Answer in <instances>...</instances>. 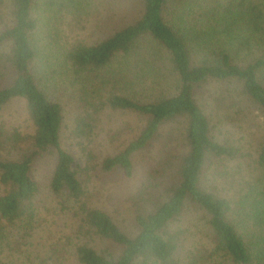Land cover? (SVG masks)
<instances>
[{
  "label": "trees",
  "instance_id": "16d2710c",
  "mask_svg": "<svg viewBox=\"0 0 264 264\" xmlns=\"http://www.w3.org/2000/svg\"><path fill=\"white\" fill-rule=\"evenodd\" d=\"M112 2L0 0V111L22 101L32 126L0 125V264H264V124L250 143L233 114L241 99L264 120V0ZM105 111L137 122L103 152ZM113 178H137L131 232L99 205Z\"/></svg>",
  "mask_w": 264,
  "mask_h": 264
},
{
  "label": "rangeland",
  "instance_id": "374dc122",
  "mask_svg": "<svg viewBox=\"0 0 264 264\" xmlns=\"http://www.w3.org/2000/svg\"><path fill=\"white\" fill-rule=\"evenodd\" d=\"M112 1H116V0H111V2ZM121 1H126V0H121ZM123 5H125V7L128 8L126 15L127 17L129 15H131V19L138 17L139 5L133 3L131 4V6H129L128 1L123 3ZM121 7H122L121 5H118L111 15H114L116 13L115 11ZM118 18L119 17L117 16L116 19H113L115 21L112 24H114L115 27H119L117 23L120 22V19ZM51 29L52 27L49 22L48 24L49 33L51 32ZM93 32L96 33L95 31ZM53 33L54 31L50 34ZM56 33L59 35L60 37L59 40L63 44L73 43L76 40V36H77L76 32H73V30L68 28L58 27L55 30V34ZM44 35L45 34L41 32L37 40L44 43V48H45V44L48 42L50 43V40L49 37H45ZM45 51L47 52L46 49ZM168 86H172L171 82L169 83ZM59 88L61 87H58L57 89L53 90L50 93V98H53L54 100H59L60 103L64 105V130L62 134V144L65 150H67L70 154L77 157L78 152L75 146V142L69 139V132L72 127L71 125L75 115V103L73 99L69 96V93L60 92ZM210 90L222 91V89L218 87H212ZM237 101L238 104L236 108L233 110V114L239 112V117H235V120L237 124L240 126V128L244 129V134H243L244 139L245 140L247 139L250 143H252V141H254L256 137L261 133L264 120L261 118V114L258 111H256L254 108H251L244 100L238 99ZM200 102L203 104V108L204 110H206L208 115L210 114L214 115L213 110L215 109V107L213 106L212 100L211 101L202 100ZM124 121H129L132 127L137 122V120L134 117L131 116L126 117L121 113L105 111V113L102 114L99 124L100 130H98L100 132L96 143L99 150H102L104 152L105 148H107L110 145L108 143V139L106 138V132H108V130L119 127ZM0 125H2L6 130L11 131L15 129L24 136L32 133V126L28 121V117L26 115L24 104L22 101H13L0 111ZM41 167L45 169L44 165H42ZM117 181L113 178L109 182L110 184L107 183L105 187L100 186L99 190L102 193L101 196L98 198L100 202L99 205L105 207V209L109 211V213H111L114 217H116V220L118 221L120 226H122L124 229H128L129 232H131L133 208L131 206V198L127 197V191L125 189L127 186L131 188L135 187V182L137 181V178H134L130 181L127 180L125 182H121L119 180ZM44 197L45 200L49 202L48 206L49 207L52 206L50 208V211H52L54 208H57L55 207L56 206L55 199L54 198L52 199L48 191H44Z\"/></svg>",
  "mask_w": 264,
  "mask_h": 264
}]
</instances>
